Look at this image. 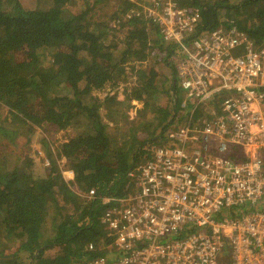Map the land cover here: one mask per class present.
Masks as SVG:
<instances>
[{
  "label": "trees",
  "instance_id": "trees-1",
  "mask_svg": "<svg viewBox=\"0 0 264 264\" xmlns=\"http://www.w3.org/2000/svg\"><path fill=\"white\" fill-rule=\"evenodd\" d=\"M23 1L0 0V139L20 149V139L33 140L37 127L84 133L55 149L42 136L44 157L34 168L32 159L14 165L0 158V264H87L111 241L101 221L102 197L130 194L129 170L155 148L171 145L167 132L189 119V112L174 113L173 92L181 101L178 85L154 66L160 61L171 67L179 49L165 42L161 26L146 15L152 0H114L106 21L95 20L103 0ZM180 4L199 9L198 31L234 19L258 47L264 44V0ZM101 62H107L103 71ZM125 67L138 87L125 101L141 104L133 125L128 109L122 112L116 97H109ZM104 91L108 95L101 100ZM156 91L162 95L155 101ZM102 107L110 110L106 119L114 129ZM120 127L128 129L120 134ZM64 170L74 178L67 181ZM91 189L95 197L86 195ZM237 208L218 217H236Z\"/></svg>",
  "mask_w": 264,
  "mask_h": 264
},
{
  "label": "built area",
  "instance_id": "built-area-1",
  "mask_svg": "<svg viewBox=\"0 0 264 264\" xmlns=\"http://www.w3.org/2000/svg\"><path fill=\"white\" fill-rule=\"evenodd\" d=\"M180 1L152 0L145 13L179 49L186 98L174 113L189 119L129 170L130 194L102 197L111 241L87 264H221L229 246L230 264H264V44L234 19L198 31L199 9Z\"/></svg>",
  "mask_w": 264,
  "mask_h": 264
},
{
  "label": "rangeland",
  "instance_id": "rangeland-1",
  "mask_svg": "<svg viewBox=\"0 0 264 264\" xmlns=\"http://www.w3.org/2000/svg\"><path fill=\"white\" fill-rule=\"evenodd\" d=\"M35 0H24L23 3L26 4L30 3L32 4V2H34ZM114 0H103L102 3H100L99 7L94 9L95 12V20L96 21H106L108 19V17L112 14V10H114L116 8V5L114 4ZM103 7V9L101 8ZM223 20L228 19L227 16H223L222 17ZM221 19V21H222ZM123 35L118 36L119 39L122 38ZM169 44L173 45V42L170 41L168 42ZM123 45H120L119 47H121ZM119 55V54H118ZM173 61V58H172ZM130 63V62H129ZM143 66H145V64H142ZM157 69H159L160 72H162L167 80L170 82L174 79V74H175V68L174 65H172L171 67L168 65H165L164 63H161L160 61H157V64L154 65ZM107 68V62H101L98 65V69L100 71H103L104 69ZM126 72L125 75L121 78V82L119 84V86L113 90V92H111V94H109V97H116V99L120 102L117 104L118 108L122 109V112L125 111V109H128V114H129V118L131 120V125H133V123L136 121L135 118L137 116V109L141 108V104L139 103H132L128 104L125 100L128 99V96L134 92L135 90H137V77L136 76H132V72L130 67H125ZM173 85H174V81H173ZM175 87V86H174ZM179 96L181 99L186 98L185 95V91L179 89ZM108 95V91L106 93V91L99 93V97L101 100H104ZM161 95H162V91H156L154 93V99L153 100H160L161 99ZM163 99H166L165 97H163ZM166 100L164 101V105L166 106ZM180 112H184V113H188L189 109L187 110H181L179 109ZM110 113V110L107 109H103L101 110V114L104 118V120L106 122H108L111 127L114 129V127H116L115 124L110 123L109 121H107V117L108 114ZM146 114L148 116H150V118H156V115L153 113H148L146 112ZM112 115L115 118H119V114L116 112V110L113 108L112 109ZM131 127V126H129ZM127 127H120V134L125 133L127 131ZM84 133L82 131H80L79 129H74V128H69L67 130H62V131H52L50 130L49 132L46 130L45 128H39L37 127V134L35 135V137L33 138V140H31L30 142H27L26 138H21V147L19 149L18 146H15L13 144L10 143V141L7 139V137L2 136L0 139V158H2L3 161H8V163L14 164V165H18L19 163L23 162L24 160H28V159H32L33 160V168L35 166H39L40 161L42 160V158L44 157V150L42 148L41 144V137H47L46 139H48L50 142H52V145L55 149V147L58 144H61L62 142L67 141V138L71 137V136H76L78 134ZM167 137V134H166ZM169 143H172L169 139H167ZM163 141V139H161L159 142H156L154 144H152V146H156L157 144H161ZM29 143V144H28ZM56 144V145H55ZM19 155V156H18ZM17 156L21 158L17 159ZM24 158V159H23ZM65 169V167L63 168ZM64 170L63 176L64 178L69 181L71 178V173H65ZM131 189L133 191L134 186L132 183H130ZM131 191V192H132ZM238 210H249L247 208L243 207H238ZM106 228V227H105ZM108 232V231H107ZM228 250V251H227ZM226 250V253L229 254L231 251V247L229 246ZM225 255V257L223 259H221L220 255V259H221V264H230V259L228 257V255ZM219 259V260H220Z\"/></svg>",
  "mask_w": 264,
  "mask_h": 264
},
{
  "label": "clouds",
  "instance_id": "clouds-1",
  "mask_svg": "<svg viewBox=\"0 0 264 264\" xmlns=\"http://www.w3.org/2000/svg\"><path fill=\"white\" fill-rule=\"evenodd\" d=\"M166 42V41H165ZM173 65H174V68H175V77H174V79H173V81L176 83V85H175V87L178 85V87H179V89H181L180 88V85H179V82H178V79H177V72H176V67H175V64H174V62H173ZM182 90V89H181ZM174 94H173V97H175V102H176V105L179 107L180 106V103H181V101L183 100V99H181V101H179L178 99H177V96H176V94H175V92H173ZM137 101H134V103H136ZM138 103V102H137ZM139 104V103H138ZM130 114V113H129ZM131 115V114H130ZM70 171V170H69Z\"/></svg>",
  "mask_w": 264,
  "mask_h": 264
},
{
  "label": "crops",
  "instance_id": "crops-1",
  "mask_svg": "<svg viewBox=\"0 0 264 264\" xmlns=\"http://www.w3.org/2000/svg\"><path fill=\"white\" fill-rule=\"evenodd\" d=\"M174 94V93H173ZM176 94V96H177V99H178V95H177V93H175ZM174 100H175V97H174Z\"/></svg>",
  "mask_w": 264,
  "mask_h": 264
},
{
  "label": "bare ground",
  "instance_id": "bare-ground-1",
  "mask_svg": "<svg viewBox=\"0 0 264 264\" xmlns=\"http://www.w3.org/2000/svg\"><path fill=\"white\" fill-rule=\"evenodd\" d=\"M228 251V250H227Z\"/></svg>",
  "mask_w": 264,
  "mask_h": 264
}]
</instances>
